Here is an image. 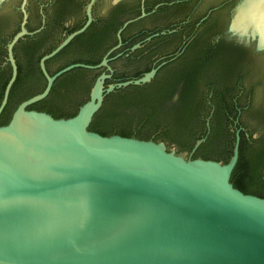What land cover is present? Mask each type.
<instances>
[{
	"label": "water",
	"instance_id": "water-1",
	"mask_svg": "<svg viewBox=\"0 0 264 264\" xmlns=\"http://www.w3.org/2000/svg\"><path fill=\"white\" fill-rule=\"evenodd\" d=\"M16 1L0 0L3 31L11 29ZM96 1L86 2L84 23L40 57L38 66L46 81L43 90L20 102L9 122L0 125V264H264V197L243 193L230 182L239 155V129L225 163L192 158L204 138L196 140L187 153L169 139L103 136L88 129L105 95L150 82L158 69L174 59L161 61L138 78L105 85L113 69L132 76L148 65L147 58L112 60L122 53L109 55L121 47L122 30L160 4L149 12L142 6L138 16L124 21L115 35L117 43L98 64L72 63L48 73L45 62L92 23ZM119 1L99 0L96 10L103 13ZM215 3L217 0H183L161 7L158 13L130 26L126 35L168 27L190 11L201 13ZM27 4L28 0H20L19 29L5 46L11 73L0 114L17 77L13 48L45 24L40 5V25L27 29ZM231 11L232 19L227 15V21L232 34L251 35L256 38V50H264V0H240ZM78 17L75 9L69 12V19ZM168 32L175 34L155 40L159 56L182 44L183 32ZM140 46L136 43L130 50ZM240 60L245 91L240 92L239 101H247L250 90L254 93L253 107L242 114V122L248 129L262 132L264 58L256 56L251 63L248 58ZM73 68H103L88 100L75 115L54 118L47 112L27 109L46 98L56 78ZM80 92L72 90L63 107L71 108L84 97ZM124 126L115 120L111 127ZM129 128L138 127L131 124ZM221 145L215 153L224 152L225 142Z\"/></svg>",
	"mask_w": 264,
	"mask_h": 264
},
{
	"label": "trees",
	"instance_id": "trees-1",
	"mask_svg": "<svg viewBox=\"0 0 264 264\" xmlns=\"http://www.w3.org/2000/svg\"><path fill=\"white\" fill-rule=\"evenodd\" d=\"M87 1L28 0L27 29L32 31L40 25L39 6L41 4L45 24L40 32L33 36H25L13 48L17 77L10 89L7 104L0 114V125L8 123L12 112L20 102L43 90L46 81L39 69L38 61L68 33L84 23V6ZM98 1L93 7L94 19L89 27L45 62L49 74L72 63L98 64L104 54L117 43L115 35L123 22L140 14L139 0L118 3L106 14L97 12ZM155 4V1L146 0L145 11H151ZM19 5L20 0H17L13 6L11 29L3 31L5 19L2 15L0 16V101L11 73L10 65L6 60L5 46L19 29L21 20ZM73 9L79 14L76 20L68 18L69 12ZM143 19L145 18L131 22L122 30V45L113 50L109 56L112 57L121 52L120 56L112 60L137 61L147 58L148 65L143 68V71H137L132 76L114 72L113 79L106 80L105 85L138 78L161 61H168L171 56L179 54L162 66L150 82L140 86L130 85L105 95L88 129L103 136L118 134L154 141L169 139L176 143L180 150L187 153L191 151L196 140L204 138L193 152L192 158L225 163L232 154L235 133L228 125L237 118V126L240 127L239 155L232 170L230 182L243 193L264 197V130L261 132L248 129L241 118L244 112L252 109L254 93L252 90L247 92L248 99L244 103L239 101L240 97L235 96L236 86H241V93L245 91L242 65L239 64L238 59L245 61L248 57L241 55L236 58L235 55L224 54L216 59L207 60L202 54H195L194 42L186 46L181 44L175 50L159 56L155 54L157 44L155 40L175 33L168 32L172 28L168 27L164 34L159 33V30L147 29L148 31L144 32L142 29L134 34L126 35V30L130 26ZM156 32L158 35L150 40H144ZM136 43H141V46L130 50V47ZM189 51L191 54L188 53ZM249 61L251 63L252 59ZM172 64L175 65L174 69L171 67ZM208 69L215 70L213 75L206 73ZM102 70L103 68L94 70L73 68L63 73L54 81L48 96L28 106L27 109L44 111L54 118L75 115L78 107L88 100L90 88ZM180 83L183 86L179 96L175 102H171ZM200 83L206 87V91L199 88ZM72 90L81 91L80 94L84 93V97L76 100L71 108H65L63 103L71 99ZM211 105L214 106L212 109ZM208 116L210 131L207 133L205 119ZM115 120H120L125 126L111 127ZM131 124H135L138 128L130 129ZM255 133H257L256 136H254ZM223 141L225 142L224 152L215 153V148L219 147Z\"/></svg>",
	"mask_w": 264,
	"mask_h": 264
},
{
	"label": "flooded vegetation",
	"instance_id": "flooded-vegetation-1",
	"mask_svg": "<svg viewBox=\"0 0 264 264\" xmlns=\"http://www.w3.org/2000/svg\"><path fill=\"white\" fill-rule=\"evenodd\" d=\"M145 1L146 0H143V2H141V0H139L140 12H141L142 6L145 10ZM182 1L183 0H170V1L156 0L155 1L156 4H160V5L155 9L154 12L148 14L147 16L143 18H146L151 14L158 13L160 9L159 7H166V4L172 6L176 3L179 4ZM125 2H128V0H120L115 5H117L118 3H125ZM239 2L240 0H217V3L209 5L201 13L195 14L194 13L195 11H190L189 14L183 17V19L170 24L168 27L170 28L172 27L170 30H173L175 32H178L179 30L183 32L181 36L182 44L186 46L194 42L195 54H199V55L202 54L203 57H205L207 60L216 59L218 57H221L224 54L226 55L232 54V55H235L236 57L242 55V56L248 57L249 59H252V58L254 59L256 56L261 55L264 58V50H261V51L256 50V38L255 37H252L251 35H240L237 32L235 34H232V32L229 30V24L232 19V15H233V11L231 10L234 7H236V4H238ZM115 5L109 6L102 14H106L107 12H109ZM42 11H43V6H42ZM227 15L229 17L231 15V18H229L230 21L229 20L227 21ZM168 27H163L162 29L158 28L157 30H159V33H161V31H166ZM142 31L146 32L148 30L143 29ZM188 53L191 54L190 51ZM178 54H176L175 56H171V57L175 58L176 56H178ZM214 72H215L214 69L206 70V73L212 74ZM113 73H114V69H113L110 79H113L112 77ZM182 86L183 84L180 83L179 86L177 87L175 95L171 98V102H175L177 100L179 93L182 89ZM201 87L202 89L204 87L206 91V87L203 84L199 86V88ZM240 88L241 86L239 85L236 86V89H237L236 94H235L236 97H239L240 95V92H241ZM209 96H211V94ZM213 107L214 106L211 105V109ZM207 123L209 125L208 126L209 129H206V132L208 133L210 131L209 116L205 119L206 127H207ZM237 123H238L237 118H234L231 125H229L230 129L234 132L237 129H239L240 131V127L237 126Z\"/></svg>",
	"mask_w": 264,
	"mask_h": 264
}]
</instances>
